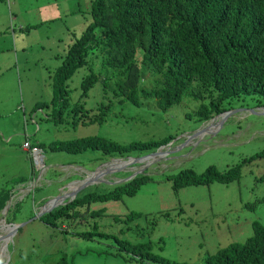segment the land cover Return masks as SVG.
Masks as SVG:
<instances>
[{
	"label": "rangeland",
	"instance_id": "1",
	"mask_svg": "<svg viewBox=\"0 0 264 264\" xmlns=\"http://www.w3.org/2000/svg\"><path fill=\"white\" fill-rule=\"evenodd\" d=\"M89 2L3 0L0 3L4 4L0 7V21L6 19V26L0 24V30H4L0 33V64L6 61L5 66L0 65V77H4L2 83H5L0 86V189L11 191L5 203L7 209L0 210V234L8 231L6 223L24 221L8 234L4 246L6 258L5 252L0 254V264H54L59 257L63 261L56 264H158L130 257L113 235L131 243L148 242L151 252L171 260L204 264L205 255L218 247L242 242L251 233L252 220L264 221V200L261 199L264 155L242 160L264 149V112H253L264 108V98L254 94L232 98L224 110H229L228 113L218 115L212 127L198 131L202 119L197 110L208 102L207 94L195 98L184 92L165 109L159 108L153 97L142 96L140 91L137 103L119 101L122 95L114 93V83L119 77L117 68H104L96 62L95 72L105 77L106 86L98 78L80 101L90 116L100 117L105 109V119L100 123L77 122L75 127L44 120L45 111L39 104L50 99L51 85L50 77L40 73L41 65L54 68L60 62L55 52L63 54L65 28L77 15V7L86 10ZM45 11L44 18L59 17L43 22L36 30L18 31V24L39 19ZM22 46L25 47L22 49ZM139 57L140 52L136 50V58ZM88 64L86 60L68 79L70 104L80 95V79L89 71ZM140 76L139 87L152 84L150 72ZM70 115L67 113L63 118L68 119ZM92 134L120 143L162 136L168 140L162 143L164 152L141 161H130L127 157L144 153L138 150L121 156L114 153L105 156L97 148L75 152L48 148L51 140ZM189 134L192 136L186 137ZM24 139L37 142L43 155L42 165L33 162L22 144ZM185 139V146L175 149ZM110 157H119L117 164L112 159L109 163L116 170L93 172L98 163ZM238 163L240 175L228 182L215 180L176 187L171 183L170 176L183 168L200 172L214 165L218 170H226ZM143 164L146 170L142 169ZM90 172L94 176L92 181L80 184ZM132 172L136 173L132 175ZM141 172L150 178L132 194L83 203L74 208L78 213L57 219L55 225L43 222L37 215L45 200L74 185L80 187L74 194L78 197L89 191H107L128 180L121 178L140 176ZM109 175L118 180L108 182ZM71 198L64 197L62 203ZM253 201L254 205L249 206ZM130 210L139 211L140 216L125 219ZM137 228L143 231L140 236ZM1 243L0 240V246Z\"/></svg>",
	"mask_w": 264,
	"mask_h": 264
},
{
	"label": "trees",
	"instance_id": "2",
	"mask_svg": "<svg viewBox=\"0 0 264 264\" xmlns=\"http://www.w3.org/2000/svg\"><path fill=\"white\" fill-rule=\"evenodd\" d=\"M77 8V15L65 28V39L62 41L66 47L64 55L60 51L55 52L60 62L54 68L41 65L40 73L50 77L53 97L51 95L40 107L50 106L43 119L54 125L75 127L77 122L100 123L105 119V109L100 117L90 116L85 113L87 110L80 101L98 78L106 86L105 77L95 72L96 62L104 68H117L119 77L114 83V93L122 95L119 101L137 103V92L140 91L142 96L153 97L155 104L165 109L177 102L184 92L195 98L207 94L208 102L201 104L197 110L202 120L226 109L228 101L239 95L254 94L264 98V0H90L86 10ZM46 11L40 14L39 19L28 20L25 25L18 24V31L36 30L43 22L59 17L44 18L42 15ZM79 20L81 24H77ZM0 24L6 26V19ZM3 31L2 28L0 33ZM57 40L61 42L59 38ZM136 50L140 52L139 58H136ZM86 60L89 71L80 79L78 99L70 104L68 79ZM1 64L5 66L6 61H1ZM15 70L17 76V68ZM147 72L151 73L152 84L139 87L140 75ZM3 79L0 77V86L5 84ZM60 90L64 95L59 100L60 105H57ZM63 102L66 103L61 105ZM68 105L71 107L67 108ZM35 106L36 102L33 103V110ZM63 111L71 114L68 119L61 117ZM167 140V136H162L120 143L92 134L68 140H51L48 148L68 152L97 148L105 154L122 155L131 150L147 153ZM254 155H264V149L242 160L249 161ZM239 175L238 163L226 170H218L214 165H208L200 172L183 168L170 177L172 186L176 187L215 180L228 182ZM138 176L136 174L107 191H89L78 197L74 195L41 214L39 219L55 225L57 219L78 213L74 208L83 203L132 194L145 179L150 178L145 174ZM16 180L21 181L19 178ZM10 193L8 188L0 189V210ZM261 199L264 200V196ZM255 201L249 206H253ZM138 216L139 211L130 210L125 219ZM137 230L140 236L143 231ZM95 233L108 236L107 233ZM113 238L130 257L137 256L158 264H189L151 252L148 242L131 243L116 235ZM61 261L63 258L59 257L56 263ZM204 264H264V221L252 220L251 233L242 242H229L218 247L205 255Z\"/></svg>",
	"mask_w": 264,
	"mask_h": 264
},
{
	"label": "water",
	"instance_id": "3",
	"mask_svg": "<svg viewBox=\"0 0 264 264\" xmlns=\"http://www.w3.org/2000/svg\"><path fill=\"white\" fill-rule=\"evenodd\" d=\"M228 112H229V110L222 111V112H219V113H214V114L211 115L209 118L202 120L201 123H200V125H199V130H198V131H204V129L210 127L211 125H214V124H215L214 120L216 119V117L218 116V114H219V115H224V114H226V113H228ZM253 112H254V113L264 112V109H263V110H254ZM206 120H207V121H206ZM190 136H192V135L189 134V135H187L186 137H190ZM182 144H183L182 146H185V144H186V139H185V142L182 143ZM163 146H164V144H160V145L157 146V148H156L155 150H153V151H150V152H147V153H144V154H140V155L128 156V157H130V161H141V160L144 159V158H147V157H149V156H152V155L158 154L159 152H162V150L164 149ZM182 146H179V147H177V148H175V149H179V148L182 147ZM163 152H164V150H163ZM113 158L116 159V158H118V157H113ZM109 159H110V158H109ZM107 161H109V160H107ZM107 161H104V162H101V163H103V165H104ZM124 162L126 163L125 160H124ZM98 165H99V164L96 165V168H95V169H98ZM104 169H105V170H108L107 168H104ZM101 171H102V170H98V172H101ZM134 173H135V172H132L131 174L133 175ZM93 177H94L93 175L86 176L85 178L82 179V181H81L80 184H86V183H88V182H91L92 179H93ZM126 178H129V177L122 178L121 180H124V179H126ZM79 188H80L79 185H74L72 189H69V191L64 192V193H58V194H56V195H54V196L48 198L47 200H45V201L43 202V204H42V206H41V210L37 213V215L40 216L41 214H43L42 212H44V211L47 212V211H49L50 209H52L53 207H55V206L61 204V203H62V200H63L64 197H66V196H69V198H70V196L73 197V195L76 193V191H77ZM7 207H8V205H7V204H4L3 207L1 208V210L4 211V210L7 209ZM23 223H24V221H23V222H20V223H18V222L6 223V224H9V225L11 224V227H10V229L8 230L7 233H5V234H0V239H1L2 237H4V236L8 235L11 231L16 230V228H17L19 225L23 224Z\"/></svg>",
	"mask_w": 264,
	"mask_h": 264
},
{
	"label": "clouds",
	"instance_id": "4",
	"mask_svg": "<svg viewBox=\"0 0 264 264\" xmlns=\"http://www.w3.org/2000/svg\"><path fill=\"white\" fill-rule=\"evenodd\" d=\"M65 49H66V47L63 45L62 46V51H63V55H64V51H65ZM51 95H52V90H51ZM63 95L64 94H62V90H60V94L58 95V97H57V105H60V102H59V100L60 99H63ZM52 97H53V95H52ZM51 98V97H50ZM44 102H42L41 104H43ZM66 102H63L61 105H63V104H65ZM41 104H39V107H40V105ZM264 106V105H263ZM49 107L50 106H47L46 105V107H43V108H41V109H44V117H46L47 116V112L49 111ZM70 107V105H68L67 106V108H69ZM66 108V109H67ZM264 108H257V109H255V110H263ZM225 110V109H224ZM224 110H222V111H224ZM222 111H220V112H222ZM219 113V112H218ZM66 114V116H67V113H65V111H63L62 112V114H61V117H63L64 115ZM213 115V114H212ZM219 115V114H218ZM66 116L64 117V118H66ZM209 118V117H208ZM217 118V117H216ZM207 119V118H206ZM204 120V119H203ZM216 120V119H215ZM215 120H214V122H215ZM207 121V120H206ZM213 125H211L210 127H212ZM205 130V129H204ZM189 139V138H188ZM24 141H27L28 142V146L29 147H33V146H35L36 148H37V156H38V163H36L35 162V160H34V158H33V156H31V154L30 153H28L29 154V156L31 157V159L33 160V162L36 164V165H42V157H43V155L41 154V152H40V148H39V146L37 145V144H35L36 142H29L27 139H24L23 140V142ZM23 142H22V144H23ZM24 146V145H23ZM24 148L27 150V151H29V149H27L25 146H24ZM128 157V156H127ZM119 158V157H118ZM118 158H116V160H118ZM110 159H114L113 157H110ZM110 159H106V160H103L102 162H104V161H107V160H109V161H107L106 163H105V165H107L108 163H110ZM145 159V158H144ZM99 165H98V169H95L93 172H98V170H103V168L101 167L102 165H101V162L100 163H98ZM111 164V163H110ZM108 165L106 168L109 170V169H115V168H113L111 165ZM122 164H124V163H122ZM104 172H108L107 170H104ZM113 172V171H112ZM89 174H91V173H89ZM135 174V173H134ZM133 174V175H134ZM92 175V174H91ZM109 177H110V179H108V182H110V181H113V182H116V180L111 176V175H109ZM127 177H129V178H126V179H130L131 178V176H127ZM123 178H125V177H123ZM122 179V178H121ZM126 179H124V180H126ZM62 204V203H61Z\"/></svg>",
	"mask_w": 264,
	"mask_h": 264
},
{
	"label": "bare ground",
	"instance_id": "5",
	"mask_svg": "<svg viewBox=\"0 0 264 264\" xmlns=\"http://www.w3.org/2000/svg\"><path fill=\"white\" fill-rule=\"evenodd\" d=\"M112 161H114V163L117 164V160H116V159H112ZM122 162H124V161H122ZM140 167H141V166H140ZM130 168H132V167H130ZM133 169H136V168L133 167ZM115 180H118V179L115 178ZM67 191H68V190H66V191H64V192H67ZM64 192H63V193H64ZM1 222H2V220H1ZM10 227H11V226L9 225L8 230L10 229ZM7 232H8V231H7ZM7 232H6V233H7ZM7 236H8V235H6V236H4V237H2V238L0 239L1 242H2V243H1V246H0V254H3V253L5 252V251H4V246L6 247L5 240L8 239ZM5 255H6V252H5V254H3L4 259L6 258Z\"/></svg>",
	"mask_w": 264,
	"mask_h": 264
},
{
	"label": "built area",
	"instance_id": "6",
	"mask_svg": "<svg viewBox=\"0 0 264 264\" xmlns=\"http://www.w3.org/2000/svg\"><path fill=\"white\" fill-rule=\"evenodd\" d=\"M23 145H24L27 149H29L28 153H30L31 156H33L35 162L38 163L37 148H36L35 146H33V147H29L27 141H24V142H23Z\"/></svg>",
	"mask_w": 264,
	"mask_h": 264
},
{
	"label": "flooded vegetation",
	"instance_id": "7",
	"mask_svg": "<svg viewBox=\"0 0 264 264\" xmlns=\"http://www.w3.org/2000/svg\"><path fill=\"white\" fill-rule=\"evenodd\" d=\"M183 144L181 143V144H179L177 147H179V146H182ZM105 156H109L110 154H105V153H103ZM158 154H161V152H159ZM158 154H155V155H152L154 158H156L157 156H158ZM121 156V155H120ZM106 160V159H105ZM101 167L104 169V168H106L108 165H109V163L107 164V165H103V163H101ZM142 169H145L146 170V168H145V164H143L142 165ZM110 170H112V171H114V170H116V169H109V170H107V171H110ZM154 170V169H153ZM138 172V171H137ZM91 173V172H90ZM136 173V172H135ZM142 174H143V172H141ZM89 175H91V174H88V176ZM145 175H147V173H145ZM127 177V176H126ZM69 191V190H68Z\"/></svg>",
	"mask_w": 264,
	"mask_h": 264
},
{
	"label": "crops",
	"instance_id": "8",
	"mask_svg": "<svg viewBox=\"0 0 264 264\" xmlns=\"http://www.w3.org/2000/svg\"><path fill=\"white\" fill-rule=\"evenodd\" d=\"M7 138H9V135L7 136ZM6 140H8V139H6Z\"/></svg>",
	"mask_w": 264,
	"mask_h": 264
}]
</instances>
